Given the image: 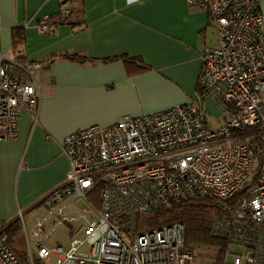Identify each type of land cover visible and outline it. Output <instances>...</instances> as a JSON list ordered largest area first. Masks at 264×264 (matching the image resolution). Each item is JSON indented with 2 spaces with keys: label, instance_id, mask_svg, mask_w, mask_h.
Returning a JSON list of instances; mask_svg holds the SVG:
<instances>
[{
  "label": "built area",
  "instance_id": "1",
  "mask_svg": "<svg viewBox=\"0 0 264 264\" xmlns=\"http://www.w3.org/2000/svg\"><path fill=\"white\" fill-rule=\"evenodd\" d=\"M59 2L37 32L53 33L68 20L72 8ZM187 2L208 12L216 33V44L202 53L198 100L67 134L65 180L41 199L43 215L27 221L18 209L23 257L9 244L10 223L0 222V264H193L183 223L137 231L139 216L191 198L230 199L247 186L233 216L211 218L210 234L241 248L226 252L231 264H264V162L251 146L264 142V13L259 0ZM37 69L0 55V140L17 137L22 110L35 114ZM207 101L223 114L216 128L202 106ZM95 191L98 205L90 199ZM79 221L85 235L68 249L44 244L55 228Z\"/></svg>",
  "mask_w": 264,
  "mask_h": 264
},
{
  "label": "crops",
  "instance_id": "2",
  "mask_svg": "<svg viewBox=\"0 0 264 264\" xmlns=\"http://www.w3.org/2000/svg\"><path fill=\"white\" fill-rule=\"evenodd\" d=\"M67 1L68 20L41 34L38 21L59 0H0V55L39 65L35 114L22 110L17 137L0 140V222L18 209L29 221L65 180L67 134L197 101L202 53L216 44L208 12L187 0Z\"/></svg>",
  "mask_w": 264,
  "mask_h": 264
},
{
  "label": "trees",
  "instance_id": "3",
  "mask_svg": "<svg viewBox=\"0 0 264 264\" xmlns=\"http://www.w3.org/2000/svg\"><path fill=\"white\" fill-rule=\"evenodd\" d=\"M20 34L15 35V43L20 42ZM141 69L146 68L141 66ZM254 149L257 161L259 164L264 162V142L260 139H254L251 144ZM249 186L245 187L239 193L234 195L230 199L222 200L216 198H191L181 200L169 208L160 210L158 212L139 216V226L142 224L145 227H159L174 222H181L185 225V245L187 248L192 247L194 244L200 242H212L219 244L222 248L219 249L217 259L214 264H222L223 254L227 247V242L218 237H214L210 234L211 218L214 215H221L226 217L233 216L234 208L248 190ZM95 204L98 205L97 192L95 191L90 196ZM11 222L9 225V244L11 247H15L13 244V235L17 233L18 227ZM190 249V248H189ZM17 252V251H16ZM18 253V252H17ZM19 254V253H18ZM23 257V255H19Z\"/></svg>",
  "mask_w": 264,
  "mask_h": 264
},
{
  "label": "rangeland",
  "instance_id": "4",
  "mask_svg": "<svg viewBox=\"0 0 264 264\" xmlns=\"http://www.w3.org/2000/svg\"><path fill=\"white\" fill-rule=\"evenodd\" d=\"M209 102L206 103V108H208L209 110H206V114H207V119L209 121V123L211 124V126L213 128H216L220 125V123L223 120V114L220 113V111L217 109V107H212L207 105ZM210 110H214L213 112H210ZM84 203V201H83ZM33 212V213H32ZM44 208L43 205L40 204L39 206L35 207L31 212H29L27 214L30 215L32 213V218L35 214L38 213V215H43L44 214ZM26 216V217H27ZM226 217V216H224ZM30 220V219H29ZM13 225H16L18 227L17 233L15 235H13V245L15 246L13 249L15 251H17L19 253V255H24L26 253V243H25V235L24 232L22 230V228L19 226L18 221L15 219L13 221ZM68 226H72L75 229H78L75 232H70L69 227ZM146 228H150V227H145L142 224L138 227L137 231H140V229H146ZM85 230H86V222L85 221H79V222H74L72 223V225H69L68 223H64L62 226H59L57 228H55L54 230H52L50 237L44 241V244L48 247H53L54 245H62L64 250L68 249V247L70 246V242L72 240V238H83L85 235ZM30 248L33 251H36V247L34 244V241H30ZM192 252H193V264H214V261L217 259L218 253H219V249H221L222 247L219 244H215L212 242H200L198 244H194L192 245V247H189ZM240 251L241 248L234 246V245H228L226 247V250L224 252V258L226 260V262L228 264H231V256L227 255L226 252L227 251ZM223 258V259H224ZM52 260V259H51ZM187 264H192L190 262H187Z\"/></svg>",
  "mask_w": 264,
  "mask_h": 264
}]
</instances>
